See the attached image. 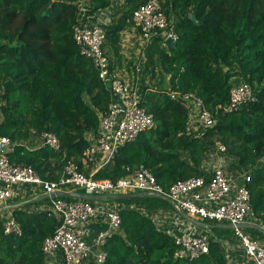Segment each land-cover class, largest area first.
Listing matches in <instances>:
<instances>
[{"label":"trees","instance_id":"16d2710c","mask_svg":"<svg viewBox=\"0 0 264 264\" xmlns=\"http://www.w3.org/2000/svg\"><path fill=\"white\" fill-rule=\"evenodd\" d=\"M86 2L89 13L112 0ZM141 3L129 0L123 20L108 27V38L117 43L119 31L127 20L133 22ZM162 7L179 38L171 47L159 35L146 48L142 105L153 113L156 127L120 148L95 177L117 180L129 173L128 167L134 170L141 164L151 168L165 188L190 176L208 177L204 163L220 139L227 145L230 170L252 169L247 184L250 215L264 224V0H164ZM80 12L79 0H0V136L17 143L12 161L31 164L51 180L61 176L71 159L89 173L83 153L112 99L74 38ZM234 76L252 86L256 99L226 113L219 106L228 103ZM169 88L201 96L215 114V125L200 136L188 133L189 111L171 98ZM43 131L59 137V149L42 143ZM120 194L88 198L121 204L122 223L107 242L104 264H229L215 236L210 237L208 253L176 255L181 246L175 236L152 217L161 208L173 207L168 199L146 192ZM37 198L35 203L49 204L47 196ZM13 215L22 234H6L0 215V264H46L42 243L54 233L58 217L49 208H18ZM223 227L213 230L229 234Z\"/></svg>","mask_w":264,"mask_h":264},{"label":"built area","instance_id":"2783aa9c","mask_svg":"<svg viewBox=\"0 0 264 264\" xmlns=\"http://www.w3.org/2000/svg\"><path fill=\"white\" fill-rule=\"evenodd\" d=\"M163 2L164 0H142L134 10L133 23L140 32L143 51L159 35L165 40L172 38L175 42L179 38L163 10ZM73 35L81 54L91 59L112 94L107 110L99 115L98 133L91 146L83 153V162L89 168V173L80 170L78 164L71 159L65 164L58 179H46L33 165L12 161L10 155L15 151L17 143L8 136H0V202H6L16 194L15 185L32 184L46 194L49 198L48 208L59 219L54 233L42 243L46 264H104L108 255L107 242L122 223L121 204L113 201L98 204V200L93 203L85 198L67 199L64 198L67 196L55 195L57 188L77 191L83 189L84 193L95 196L127 192L161 194L172 203L179 216L187 218L186 227L183 226L175 234V241L181 246L176 252L177 256L195 258L208 253V231H199L201 228L197 221H213L230 226L244 255L252 264H264V244L246 230L248 226L258 224L250 215L251 192L247 184L252 180V169L230 171L225 168L227 145L222 140H215L214 150L204 163L205 169L210 173L208 177L190 176L165 188L157 181L151 168L143 164L134 170L128 167L129 173L117 180L95 177L101 168L112 162L120 148L135 141L143 131L155 128L156 121L153 113L142 105L143 94L138 77L122 79L111 71L110 57L105 49V27L88 24L80 19L73 25ZM167 92L171 98L181 101L187 107L188 133L200 136L207 128L215 125V114L205 106L203 98L197 93L173 88H169ZM255 99L252 86L241 82L231 87L228 103L219 108L230 113ZM1 116L0 103V119ZM40 139L43 144L54 149L61 146L60 139L54 132L43 131ZM215 156L220 161L211 168L213 161L210 160ZM260 160L264 162V156ZM97 214L103 215L107 226L91 241L87 236L86 226ZM155 219H159V214ZM4 232L22 234L21 225L13 212L4 219Z\"/></svg>","mask_w":264,"mask_h":264},{"label":"crops","instance_id":"0c3cea01","mask_svg":"<svg viewBox=\"0 0 264 264\" xmlns=\"http://www.w3.org/2000/svg\"><path fill=\"white\" fill-rule=\"evenodd\" d=\"M79 6L81 8L80 19H82L83 22L87 21L88 24H99L107 30L109 26L122 21L126 16V12L129 9V0H112L111 5L108 7L94 10L89 13L87 11L90 6L87 4L86 0H79ZM166 40L164 39L165 44H167ZM142 43L140 32L130 19L125 22V27L119 31V40L117 43H115L113 39L107 37L105 49L110 57L111 71L115 76L122 79H135L138 77L141 83L146 57V50L143 51ZM137 68H139L138 71ZM157 81L158 78L154 79L153 83ZM240 81L241 79L239 77H233V82L235 84L241 83ZM90 136L93 138V135ZM14 189L16 190V194L13 197L6 202H0V215L3 218V221L10 212H13L18 208L32 210L48 208L47 201L38 204L35 203V200L38 199L37 197H44L46 194L37 189L34 185L17 184L14 186ZM97 200L98 204L112 203V201L109 199L107 200L105 197ZM158 214L159 219H155L158 226L174 236L183 226L186 227V216H179L173 207L159 209L156 213H152L153 218ZM197 222V225L201 228L199 231H208L206 233L209 237L215 236L223 243L221 245L225 250L229 264H252L244 255L240 242L235 236H233V234L230 236V234L222 232V235H219L213 230L215 226H224L223 228L230 227L227 223H217L213 221ZM106 226V220L103 215L97 214V216L86 226L88 238L93 241L98 232L105 229ZM246 230L252 234L254 238L264 244V224L258 223L257 225L248 226Z\"/></svg>","mask_w":264,"mask_h":264},{"label":"water","instance_id":"95a60500","mask_svg":"<svg viewBox=\"0 0 264 264\" xmlns=\"http://www.w3.org/2000/svg\"><path fill=\"white\" fill-rule=\"evenodd\" d=\"M191 16L193 19H195L197 21L195 14H192ZM166 43L171 47H175V45H176V42L172 38H167ZM55 195H57V196L62 195V196L75 197V198H85V199H88L91 197V195L88 193H83V192H80L77 190H66V189H61V188L56 189ZM126 195L127 194H123L121 196H126ZM158 195L162 196L161 194H158Z\"/></svg>","mask_w":264,"mask_h":264},{"label":"rangeland","instance_id":"374dc122","mask_svg":"<svg viewBox=\"0 0 264 264\" xmlns=\"http://www.w3.org/2000/svg\"><path fill=\"white\" fill-rule=\"evenodd\" d=\"M81 18V17H80ZM210 161H213L212 162V164L210 165V167L212 168L213 166H214V163H217L218 161H220L219 159H217V156H215V157H213ZM224 165H225V168L227 167V169L228 170H230V159L226 156V158H224ZM230 171H232V170H230ZM76 199V198H75ZM74 199V200H75ZM113 202H115V201H113ZM169 214V213H168ZM155 218H157V216H155ZM228 229H229V234H231L230 236H232V230H231V228L230 227H228ZM233 236H234V234H233Z\"/></svg>","mask_w":264,"mask_h":264}]
</instances>
